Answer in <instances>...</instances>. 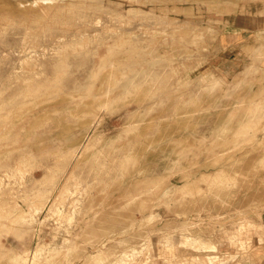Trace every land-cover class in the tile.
I'll list each match as a JSON object with an SVG mask.
<instances>
[{
	"label": "rangeland",
	"instance_id": "1",
	"mask_svg": "<svg viewBox=\"0 0 264 264\" xmlns=\"http://www.w3.org/2000/svg\"><path fill=\"white\" fill-rule=\"evenodd\" d=\"M0 264H264V0H0Z\"/></svg>",
	"mask_w": 264,
	"mask_h": 264
}]
</instances>
